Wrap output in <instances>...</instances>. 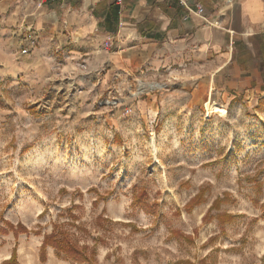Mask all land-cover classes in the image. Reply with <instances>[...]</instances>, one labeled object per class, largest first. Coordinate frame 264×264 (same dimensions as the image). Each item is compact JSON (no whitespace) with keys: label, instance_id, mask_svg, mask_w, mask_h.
Returning a JSON list of instances; mask_svg holds the SVG:
<instances>
[{"label":"rangeland","instance_id":"rangeland-1","mask_svg":"<svg viewBox=\"0 0 264 264\" xmlns=\"http://www.w3.org/2000/svg\"><path fill=\"white\" fill-rule=\"evenodd\" d=\"M175 64L105 89L0 75V264L16 243L19 264H264L263 68ZM53 231L91 262L43 260Z\"/></svg>","mask_w":264,"mask_h":264},{"label":"crops","instance_id":"crops-1","mask_svg":"<svg viewBox=\"0 0 264 264\" xmlns=\"http://www.w3.org/2000/svg\"><path fill=\"white\" fill-rule=\"evenodd\" d=\"M24 26L42 34L27 54ZM254 58L264 71V0H0V75L33 87L105 89L117 68L173 63L260 73Z\"/></svg>","mask_w":264,"mask_h":264},{"label":"trees","instance_id":"trees-1","mask_svg":"<svg viewBox=\"0 0 264 264\" xmlns=\"http://www.w3.org/2000/svg\"><path fill=\"white\" fill-rule=\"evenodd\" d=\"M1 218V217H0ZM5 222L8 224V226L11 227V229L14 230L15 236L17 237L20 231L24 232H34L35 234L41 233V228H34L29 229L25 224L22 222H18V224H14L13 222L9 220H5ZM7 229L0 225V232H6ZM52 245L56 248L58 255H62L63 253L67 256L73 257L75 259H78L80 261H88L91 262V259L94 257V252L92 251V254L89 256L86 253V250L88 248L87 244H79L78 242L70 239V238H61L56 235V233L53 231L51 233H46L44 235L41 247H40V253L43 260L47 257V246ZM2 264H19L17 260V243L13 247L12 254L9 258H6L2 261Z\"/></svg>","mask_w":264,"mask_h":264},{"label":"built area","instance_id":"built-area-1","mask_svg":"<svg viewBox=\"0 0 264 264\" xmlns=\"http://www.w3.org/2000/svg\"><path fill=\"white\" fill-rule=\"evenodd\" d=\"M202 10L203 8L200 7L199 11L202 12ZM13 34L20 37V52L24 54L30 53L42 36L40 30L31 26L17 27L14 29Z\"/></svg>","mask_w":264,"mask_h":264}]
</instances>
